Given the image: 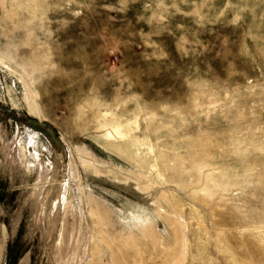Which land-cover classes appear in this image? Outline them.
Instances as JSON below:
<instances>
[{
    "label": "rangeland",
    "instance_id": "374dc122",
    "mask_svg": "<svg viewBox=\"0 0 264 264\" xmlns=\"http://www.w3.org/2000/svg\"><path fill=\"white\" fill-rule=\"evenodd\" d=\"M0 264H264V0H0Z\"/></svg>",
    "mask_w": 264,
    "mask_h": 264
}]
</instances>
